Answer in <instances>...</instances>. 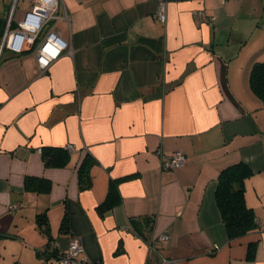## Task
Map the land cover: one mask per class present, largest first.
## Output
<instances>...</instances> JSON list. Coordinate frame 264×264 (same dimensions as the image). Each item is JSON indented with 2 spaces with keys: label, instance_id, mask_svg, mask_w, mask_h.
Listing matches in <instances>:
<instances>
[{
  "label": "crops",
  "instance_id": "1",
  "mask_svg": "<svg viewBox=\"0 0 264 264\" xmlns=\"http://www.w3.org/2000/svg\"><path fill=\"white\" fill-rule=\"evenodd\" d=\"M57 1L69 21L50 27L72 52L42 74L32 47L0 60V264H51L37 251L57 242L59 254L73 236L91 264H264V106L248 80L264 62V0H165L164 23L160 0ZM58 146H71L69 161L45 167L40 150ZM159 149L186 164L161 169ZM237 162L252 171L244 200L256 228L231 239L215 189ZM27 177L50 190H26ZM111 187L117 202L100 211ZM43 211L50 240L36 222Z\"/></svg>",
  "mask_w": 264,
  "mask_h": 264
},
{
  "label": "trees",
  "instance_id": "2",
  "mask_svg": "<svg viewBox=\"0 0 264 264\" xmlns=\"http://www.w3.org/2000/svg\"><path fill=\"white\" fill-rule=\"evenodd\" d=\"M6 22V16H0V36L2 35ZM15 24H13L14 26ZM3 57V56H2ZM1 57V59H2ZM249 86L251 91L257 98L261 100L264 106V62H254L249 69ZM70 150L67 147H43L40 150L42 161L45 167L60 168L64 167L69 161ZM90 158H84L78 169V185L79 188H86L91 179L88 173V167L91 165ZM252 171L243 162H237L223 168L217 177V186L215 189V201L220 212L221 219L225 225L227 236L231 239L243 236L256 228V219L251 208L247 207L244 200V181L251 175ZM111 184H114L112 182ZM26 190L36 193H46L51 188V182L48 179L41 177H27L24 181ZM117 195L114 188H110L105 200L99 206L100 211L109 209L117 202ZM36 222L39 230L50 240V228L46 212H40L36 216ZM149 222L144 232L137 231V235L146 239L150 231ZM64 219L61 223V231L66 230ZM155 244L151 241V246ZM55 251H49L45 248L42 251H37L44 258H58L57 248ZM255 243L251 242L247 247L246 258L251 260L254 258ZM85 264H91L89 262Z\"/></svg>",
  "mask_w": 264,
  "mask_h": 264
},
{
  "label": "built area",
  "instance_id": "3",
  "mask_svg": "<svg viewBox=\"0 0 264 264\" xmlns=\"http://www.w3.org/2000/svg\"><path fill=\"white\" fill-rule=\"evenodd\" d=\"M19 0H13L9 13L6 15V22L0 36V60L5 52L19 54L26 49L33 48L36 64L39 73H44L50 64L63 52L70 54V44L63 40L54 30L48 28L42 34V30L50 21H69L67 11L64 9L58 12L57 0H31L28 10L25 11L22 19L14 20V14L18 7ZM155 17L161 23L166 20V1L160 0L157 4ZM13 24H15L13 26ZM42 34V35H41ZM71 150V146H66ZM161 169H175L186 164V157L179 151L171 154H163L159 149ZM16 206V205H15ZM169 238L166 232L159 235V241ZM56 242L55 247L58 248ZM216 247V246H215ZM83 245L79 237L70 238L67 247L58 254L56 264H85L87 260L80 257ZM170 260L163 259L162 264H169Z\"/></svg>",
  "mask_w": 264,
  "mask_h": 264
},
{
  "label": "rangeland",
  "instance_id": "4",
  "mask_svg": "<svg viewBox=\"0 0 264 264\" xmlns=\"http://www.w3.org/2000/svg\"><path fill=\"white\" fill-rule=\"evenodd\" d=\"M12 3H13V0H0V16L1 17L6 16L9 13V10L11 8ZM21 3H22V0H19L18 1V8L16 9V12L14 14V18H13L14 20H17L19 18ZM50 26H51V23L46 24V26L42 30V33H44L45 30L50 28ZM7 248L11 249V250H17L19 253H20V250H22L20 248V246L14 242H7ZM8 258H9V256H8ZM23 260H25V259H23ZM12 261H13V259H12ZM55 263L56 262H52L51 264H55Z\"/></svg>",
  "mask_w": 264,
  "mask_h": 264
}]
</instances>
